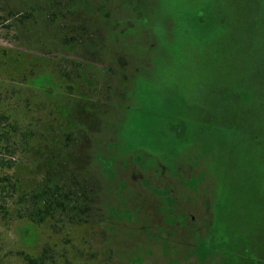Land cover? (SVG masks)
Wrapping results in <instances>:
<instances>
[{
  "label": "rangeland",
  "instance_id": "rangeland-1",
  "mask_svg": "<svg viewBox=\"0 0 264 264\" xmlns=\"http://www.w3.org/2000/svg\"><path fill=\"white\" fill-rule=\"evenodd\" d=\"M82 6L68 24L98 38L88 64L57 28L1 38L0 110L34 137L23 186L78 175L92 223L30 247L24 221L0 222V264L45 246L57 264H264V0Z\"/></svg>",
  "mask_w": 264,
  "mask_h": 264
},
{
  "label": "trees",
  "instance_id": "trees-1",
  "mask_svg": "<svg viewBox=\"0 0 264 264\" xmlns=\"http://www.w3.org/2000/svg\"><path fill=\"white\" fill-rule=\"evenodd\" d=\"M84 1L32 0L29 6L8 9L5 0H0V40L7 41L9 37L21 33L26 35L31 24L45 29L57 28L62 34L63 48H80L83 56L79 61L86 64L93 62L99 53L98 38L83 26L68 24L69 15L84 11ZM63 77L69 78L66 73ZM46 86L49 87V84ZM2 95L0 87V97ZM33 138V134L13 120L12 115L0 110V222L16 224L24 221L19 236L30 247L37 243L36 235L45 225L58 233L67 225L92 223L98 202V191L92 190V184L74 173L59 179L50 178L31 190L23 186L14 171L16 159L31 147ZM31 237L35 239L32 242L29 241ZM22 254L27 264H57L49 246L43 248L41 255Z\"/></svg>",
  "mask_w": 264,
  "mask_h": 264
}]
</instances>
